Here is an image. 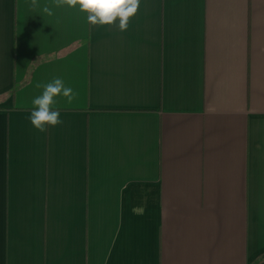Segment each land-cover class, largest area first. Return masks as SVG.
Wrapping results in <instances>:
<instances>
[{"label": "crops", "instance_id": "0c3cea01", "mask_svg": "<svg viewBox=\"0 0 264 264\" xmlns=\"http://www.w3.org/2000/svg\"><path fill=\"white\" fill-rule=\"evenodd\" d=\"M86 15L0 0V264H264V0Z\"/></svg>", "mask_w": 264, "mask_h": 264}, {"label": "clouds", "instance_id": "9594fccd", "mask_svg": "<svg viewBox=\"0 0 264 264\" xmlns=\"http://www.w3.org/2000/svg\"><path fill=\"white\" fill-rule=\"evenodd\" d=\"M64 2L67 6L86 13L89 25L114 26L121 32L128 30L130 21L137 16L142 5V0H64ZM43 12L47 15L53 14L47 7ZM37 87H42L43 91L32 100L33 109L28 119L36 130L46 133L50 127L63 124L61 112L56 106L58 98H66L70 103L76 98V93L59 77Z\"/></svg>", "mask_w": 264, "mask_h": 264}]
</instances>
